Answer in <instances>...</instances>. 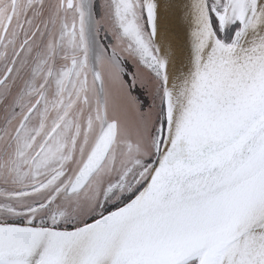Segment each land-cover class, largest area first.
Returning a JSON list of instances; mask_svg holds the SVG:
<instances>
[{
    "label": "snow or ice",
    "instance_id": "snow-or-ice-1",
    "mask_svg": "<svg viewBox=\"0 0 264 264\" xmlns=\"http://www.w3.org/2000/svg\"><path fill=\"white\" fill-rule=\"evenodd\" d=\"M0 264H264V0H0Z\"/></svg>",
    "mask_w": 264,
    "mask_h": 264
}]
</instances>
